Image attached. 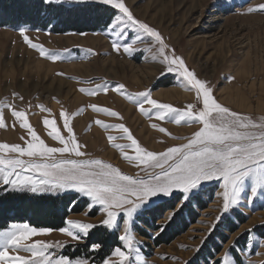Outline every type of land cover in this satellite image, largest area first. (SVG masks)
Instances as JSON below:
<instances>
[{"label": "rangeland", "instance_id": "1", "mask_svg": "<svg viewBox=\"0 0 264 264\" xmlns=\"http://www.w3.org/2000/svg\"><path fill=\"white\" fill-rule=\"evenodd\" d=\"M29 1L32 0H13L10 6L19 8V5L30 4ZM126 4L137 19L161 33L170 49L184 59L198 78L210 84L220 104L257 122L264 117V11H248L264 4V0H126ZM94 16L90 13L77 15L88 23L87 26L95 24ZM67 18L69 16L65 15L64 19ZM19 27H0V102L5 104L6 123L5 127H0V143L25 146L26 140H30L27 130L20 128L7 104L15 110L25 111L29 123L49 146L61 145L47 135L43 120L55 119L62 134L67 135L59 115L66 110L71 116L73 134L84 146L82 150L88 154L87 158L101 159L135 176L138 172L144 175L143 165L138 167L137 163H129L107 139L109 135L122 136L120 130H105L95 124L96 120L108 124L124 123L143 147L154 152L186 143L187 138L199 130L200 125L196 123L177 125L160 121L154 115L150 119L126 96L111 90L118 84L125 85L126 91L132 94L150 89L152 98L158 102L181 109L189 103L202 107L196 103L195 93L184 88L178 76H161L163 65L158 50L149 45L148 38L144 37L143 43L137 41V51L129 55L122 48L120 51L113 49L114 42L122 44L128 39L127 35H117L119 27L84 34L28 27L31 30L26 34L33 42L63 54V59L51 61L29 47L20 35ZM129 31L135 36L134 30ZM104 82L110 85L106 93L88 96L79 91ZM91 104L119 112L120 117L95 113L89 107ZM39 105L49 111L41 110ZM144 107L150 106L145 104ZM73 113L77 114L71 115ZM152 124L166 128L171 135L154 129ZM113 143L130 142L117 139ZM126 151L134 155L130 149ZM220 184L217 180L207 182L199 194L186 203L174 199L171 207H164L137 221L133 234L137 242H142L137 244L141 260L137 261L136 252H133L129 264H143L144 261L147 264H213L229 249L240 264H264V195L249 200L242 194L238 206L223 212ZM15 194L73 196L75 200L68 203V215L61 227L66 226L69 219L101 225L106 218L99 205L89 209L87 198L74 191L31 193L0 189V200L6 198V203L16 208L5 211L7 209L0 204V230H6L13 223L40 227L33 220L32 212H26L22 198H13ZM40 214L41 218L49 215ZM169 216H172L171 221ZM4 217L8 220L3 221ZM161 224H167V227L158 236L153 235ZM97 228L106 229L95 227L81 241H72L55 230L34 236L32 240L67 242V247L57 248L55 252L72 258L89 257L95 264H101L98 252H89L91 235ZM106 230L116 236L123 234L122 226ZM19 255L31 254L22 251Z\"/></svg>", "mask_w": 264, "mask_h": 264}, {"label": "snow or ice", "instance_id": "2", "mask_svg": "<svg viewBox=\"0 0 264 264\" xmlns=\"http://www.w3.org/2000/svg\"><path fill=\"white\" fill-rule=\"evenodd\" d=\"M40 4L52 11L72 5L74 11L103 13L104 16L98 19H102L106 27H119L117 35L128 36L122 44L113 43L116 51L122 48L124 53L131 55L137 51V41L143 43V38H148L149 45L158 50L163 65L161 76H178L182 86L195 93L196 103L202 104V107L189 103L181 109L158 102L152 98L150 89L132 94L126 91L125 85L118 84L111 90L126 96L150 119L154 115L160 121H170L177 125L196 123L200 127L187 138L186 143L168 147L163 152H154L143 147L124 123L108 124L96 120L95 124L101 128L119 129L122 133L120 137L109 135L107 139L129 163H137L138 167L143 165L141 171L144 175L138 172L133 176L101 159L87 158L88 154L82 150L84 146L78 143L73 134L71 116L66 110H62L59 115L67 135L62 134L55 119L43 120L47 135L61 145L49 146L29 123L26 112L15 110L11 104H7L20 128L27 130L30 140H26L25 146L0 143V189L31 193L74 191L87 198L86 207L89 209L99 205L106 218L101 225L69 219L66 226L59 229L13 223L6 230H0V264H95L94 259L89 257L72 258L57 254L55 249L67 247V242L33 241L32 238L55 230L70 237L72 241H81L89 236L91 229L99 226L109 230L122 226L123 232L117 236L120 244L106 254L101 264H129L133 252H136L137 261L141 260L137 244L142 242H137L133 234L137 221L144 220L147 214L171 207L174 199L186 203L199 194L205 183L213 180L221 182L223 212L238 206L242 194L247 195L249 200L264 195V117L257 122L220 104L210 84L198 78L195 71L187 67L184 59L174 49H170L158 30L137 19L126 0H40ZM248 11H264V4L249 8ZM30 30L28 27H19L20 35L29 47L51 61L63 59L62 53L52 52L33 42L26 34ZM129 30H134L135 36ZM109 88L110 85L104 82L97 83L95 87L80 88L79 91L94 96L108 92ZM145 104L150 107L145 108ZM4 107L5 104L0 102V127L6 126ZM38 107L49 111L44 105ZM89 107L95 113L120 117L119 112L107 107L97 104ZM151 126L161 133L171 135L164 127L157 124ZM117 139H127L130 143H113ZM129 149L134 155L128 154L126 150ZM73 156L75 158H71ZM171 219L172 216H169L168 220ZM166 227L167 224L159 225L153 235L158 236ZM248 243L251 244V240ZM103 247L102 241L93 242L89 245V252H100ZM22 251L31 255H19ZM213 264L240 262L232 255V249H229L215 259Z\"/></svg>", "mask_w": 264, "mask_h": 264}, {"label": "trees", "instance_id": "3", "mask_svg": "<svg viewBox=\"0 0 264 264\" xmlns=\"http://www.w3.org/2000/svg\"><path fill=\"white\" fill-rule=\"evenodd\" d=\"M13 0H0V27H19L27 26L33 29L51 30L55 33L66 32H96L99 29L106 30V26L102 19L98 17L104 16L103 13L98 12H83L74 11L72 5H65L64 9L52 11L46 6L40 4V0L29 1L28 5H19V8H12L10 3ZM35 3L33 4V2ZM85 13L95 14L93 17L94 25L87 26V22H83L77 15L85 16ZM68 15L69 18L64 19V16ZM106 18V17H105ZM67 20V21H66ZM6 194V193H5ZM18 200L22 198L26 212H32L34 215L33 220L38 223L40 227L57 229L64 223V219L67 217V205L75 198L71 197H50V196H33V195H18L15 194L13 198ZM69 198V200H68ZM6 198H1L0 204L4 205L5 211L16 210L11 207L5 201ZM2 202V203H1ZM48 213V217L41 218L40 213ZM24 215H21V217ZM8 220L4 217L3 221ZM1 226V225H0ZM91 241L103 242L104 247L97 254L102 260L106 254L118 246L117 236L108 232L106 229L97 228L91 235ZM95 254V255H96Z\"/></svg>", "mask_w": 264, "mask_h": 264}]
</instances>
